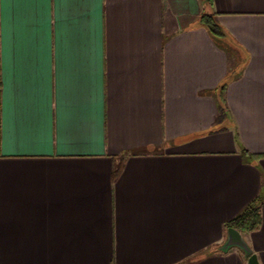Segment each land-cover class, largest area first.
I'll return each instance as SVG.
<instances>
[{
    "label": "crops",
    "instance_id": "obj_1",
    "mask_svg": "<svg viewBox=\"0 0 264 264\" xmlns=\"http://www.w3.org/2000/svg\"><path fill=\"white\" fill-rule=\"evenodd\" d=\"M251 203L264 264V0L0 4V264H248Z\"/></svg>",
    "mask_w": 264,
    "mask_h": 264
},
{
    "label": "trees",
    "instance_id": "obj_2",
    "mask_svg": "<svg viewBox=\"0 0 264 264\" xmlns=\"http://www.w3.org/2000/svg\"><path fill=\"white\" fill-rule=\"evenodd\" d=\"M117 173V171H116ZM260 223L259 208L255 203L247 205L240 213L226 223L228 228H234L239 232H247L256 229Z\"/></svg>",
    "mask_w": 264,
    "mask_h": 264
},
{
    "label": "water",
    "instance_id": "obj_3",
    "mask_svg": "<svg viewBox=\"0 0 264 264\" xmlns=\"http://www.w3.org/2000/svg\"><path fill=\"white\" fill-rule=\"evenodd\" d=\"M227 235H228L227 243L229 245H236L241 249H243L246 256H248V264H259L256 255L251 253V250L247 247L246 243L241 238V235L238 230L230 227L227 230Z\"/></svg>",
    "mask_w": 264,
    "mask_h": 264
},
{
    "label": "snow or ice",
    "instance_id": "obj_4",
    "mask_svg": "<svg viewBox=\"0 0 264 264\" xmlns=\"http://www.w3.org/2000/svg\"><path fill=\"white\" fill-rule=\"evenodd\" d=\"M9 0H0V4H5V3H8ZM20 2H23V0H20Z\"/></svg>",
    "mask_w": 264,
    "mask_h": 264
}]
</instances>
